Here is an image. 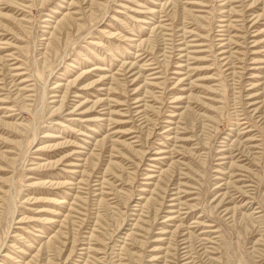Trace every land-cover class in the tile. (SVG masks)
<instances>
[{
    "label": "rangeland",
    "instance_id": "374dc122",
    "mask_svg": "<svg viewBox=\"0 0 264 264\" xmlns=\"http://www.w3.org/2000/svg\"><path fill=\"white\" fill-rule=\"evenodd\" d=\"M0 264H264V0H0Z\"/></svg>",
    "mask_w": 264,
    "mask_h": 264
}]
</instances>
